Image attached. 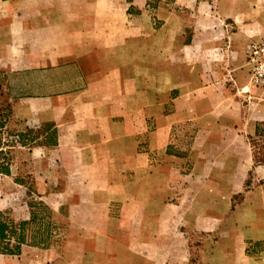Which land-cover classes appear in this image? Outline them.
<instances>
[{
	"label": "crops",
	"instance_id": "obj_1",
	"mask_svg": "<svg viewBox=\"0 0 264 264\" xmlns=\"http://www.w3.org/2000/svg\"><path fill=\"white\" fill-rule=\"evenodd\" d=\"M145 1L0 0V76L12 103L4 128L12 123L22 129L32 122L58 131L54 145L10 146L9 175L11 162L22 170L25 160L49 163L55 183L60 175L67 180L50 208L70 222L58 248L22 245L17 254H0V264H117L123 258L132 263L138 255L132 249L107 252V242L118 235L91 231L89 222L96 220L88 217L90 211L116 202L122 210L148 205L140 194L145 188L153 193L149 186L161 174L156 175L150 154L156 144L157 155L165 153L173 125L193 121L203 128L209 114L208 122L219 129L218 140H229L228 147L238 150L264 126V86L248 85L236 72L237 62L226 60L233 59L232 50L264 37V0H165L168 9L158 17L163 84L151 90L140 89L136 67L140 46L153 42L148 39L152 34L142 30ZM91 18L99 24L92 27ZM141 91L173 103L166 111L170 104L165 99L163 122L153 116L154 126L145 135L139 114L150 119L151 113L132 102ZM201 101L210 107L196 112L195 103ZM209 135L200 131L195 140H214ZM26 173L38 177L42 171ZM102 193L112 198L98 200ZM73 226L91 232H70Z\"/></svg>",
	"mask_w": 264,
	"mask_h": 264
},
{
	"label": "rangeland",
	"instance_id": "obj_2",
	"mask_svg": "<svg viewBox=\"0 0 264 264\" xmlns=\"http://www.w3.org/2000/svg\"><path fill=\"white\" fill-rule=\"evenodd\" d=\"M152 1L147 13L143 10L145 4L142 6L146 15L142 30L152 34L148 39L154 44L146 48L140 46L136 65L138 84L144 90L161 86L164 76L162 19L158 17L162 9L168 7L163 5L165 0ZM91 19L92 27L99 24L98 18ZM245 49L232 50L233 59L227 57L226 60L236 61V72L244 76L248 85L254 86L249 84L243 64ZM123 55H127L125 51ZM175 77L177 75L171 73L173 80ZM6 85V80L0 76V115L8 120L12 103L6 97ZM132 99L139 109L146 108L151 113L150 119L139 114V130L144 135L154 126L156 119L153 116L162 123L164 113L173 105L168 98L150 96L142 91ZM165 99L170 104L165 102L166 111L162 105ZM127 100L130 102L129 97ZM195 105L196 112L207 111L210 107L205 101ZM211 119L208 114L203 128L193 121L173 125L165 153L157 155L159 145L154 143L156 149L150 158L156 175L161 174L149 186L153 193L147 194L145 188L140 194L148 200L144 209L128 206L122 210L119 202L109 208L83 209L85 213L90 211L88 217L96 220L89 222L91 231L105 229L107 234L118 235V240L108 241L105 246L109 254L132 249L138 255H133L137 257H132V263L128 264H264V126L256 129L258 136L245 140L248 145L245 149L242 147L244 150H238L228 147L226 142L229 140H218L219 129L208 122ZM200 131L208 132L214 140H195ZM57 132L49 124L38 126L32 122L22 129L9 123L0 130L3 139L8 138L12 145L27 148L54 145ZM23 163L27 164L23 170L17 162H11L12 174L0 173V221L11 226L23 220H35L30 224L31 232L27 231L28 237L42 236L45 244L58 248L70 222L52 213L50 203L59 190L64 189L66 177L60 175L55 183L48 171V162L25 160ZM33 168L42 173L38 177L28 175L26 172ZM162 179L169 187L164 186ZM91 180L97 182L99 179ZM144 186L147 184H140V190ZM88 198L87 195L85 201ZM109 198L112 197L102 193L98 200ZM60 213L65 214L66 210ZM70 230L91 232L78 226ZM71 244V247L75 246L73 242ZM125 263L126 258L117 262Z\"/></svg>",
	"mask_w": 264,
	"mask_h": 264
},
{
	"label": "trees",
	"instance_id": "obj_3",
	"mask_svg": "<svg viewBox=\"0 0 264 264\" xmlns=\"http://www.w3.org/2000/svg\"><path fill=\"white\" fill-rule=\"evenodd\" d=\"M0 115V130L4 128L6 118ZM12 145V140L2 138L0 133V173L9 175L10 173V157L8 149ZM35 220H23L16 225H9L4 220L0 221V254H17L20 252L22 245H29L38 248H46L45 239L42 236L28 237V232H31L30 224ZM42 226V225H41ZM42 229V228H41ZM13 242V243H12Z\"/></svg>",
	"mask_w": 264,
	"mask_h": 264
},
{
	"label": "built area",
	"instance_id": "obj_4",
	"mask_svg": "<svg viewBox=\"0 0 264 264\" xmlns=\"http://www.w3.org/2000/svg\"><path fill=\"white\" fill-rule=\"evenodd\" d=\"M244 65L249 84L264 86V37L247 44Z\"/></svg>",
	"mask_w": 264,
	"mask_h": 264
}]
</instances>
